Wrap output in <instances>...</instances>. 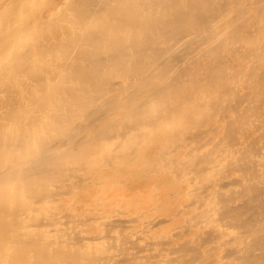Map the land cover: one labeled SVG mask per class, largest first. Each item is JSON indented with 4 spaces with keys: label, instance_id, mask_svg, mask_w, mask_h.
Segmentation results:
<instances>
[{
    "label": "bare ground",
    "instance_id": "1",
    "mask_svg": "<svg viewBox=\"0 0 264 264\" xmlns=\"http://www.w3.org/2000/svg\"><path fill=\"white\" fill-rule=\"evenodd\" d=\"M0 264H264V0H0Z\"/></svg>",
    "mask_w": 264,
    "mask_h": 264
}]
</instances>
